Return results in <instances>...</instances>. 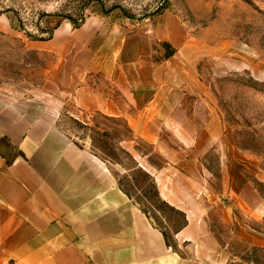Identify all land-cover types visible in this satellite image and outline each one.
I'll use <instances>...</instances> for the list:
<instances>
[{
    "label": "crops",
    "instance_id": "obj_1",
    "mask_svg": "<svg viewBox=\"0 0 264 264\" xmlns=\"http://www.w3.org/2000/svg\"><path fill=\"white\" fill-rule=\"evenodd\" d=\"M152 25L172 48L166 64L191 56L192 40L177 14L161 13ZM108 35L101 53L86 64L115 81L118 94L81 86L80 105L124 117L135 137L151 145L148 152L135 149V166L146 168L158 196L181 214L174 235L183 252L119 185L106 160L77 144L57 117L16 110L13 125L0 128V137L18 149L12 155L0 149V264H260L250 254L232 258L235 240L264 249V230L247 220L260 217L262 202L245 195L252 187L244 166H221L224 192H209L211 174L201 159L223 137L219 117L202 100L208 115L195 120L184 98L187 86L170 83V67L144 63L152 45L147 38L130 42L121 26ZM50 40L37 43L49 48ZM193 121L198 125L187 131ZM153 152L161 163L149 157ZM214 211L229 229L225 240L212 225Z\"/></svg>",
    "mask_w": 264,
    "mask_h": 264
},
{
    "label": "rangeland",
    "instance_id": "obj_2",
    "mask_svg": "<svg viewBox=\"0 0 264 264\" xmlns=\"http://www.w3.org/2000/svg\"><path fill=\"white\" fill-rule=\"evenodd\" d=\"M165 12L181 18L185 37L192 40L191 56L180 63H165L172 48L152 25ZM85 26L93 34L85 33ZM118 26L130 42L137 37L152 42L144 63L152 69L158 63L170 67V83L189 90L184 98L195 120L208 115L202 100L219 117L223 137L201 159L211 174L209 192H224L221 166H244L252 187L245 195L262 202L260 217L247 220L264 230V0H0V128L13 125L16 110L57 117L77 144L106 160L119 185L165 231L174 250L183 252L174 235L183 222L181 214L158 196L146 168L135 166V149L148 152L151 145L135 137L124 117L80 105L81 86L103 95L118 94L115 81L86 64L101 53L110 39L108 32ZM53 27L51 37H40ZM41 39H51V47L39 46ZM182 67L193 69L192 75L184 74ZM187 125L191 131L198 123ZM0 149L10 155L18 151L9 137H0ZM149 157L162 162L155 152ZM212 225L222 240L228 238L229 229L217 211ZM232 247L237 255L233 259L250 254L264 264V249L237 240Z\"/></svg>",
    "mask_w": 264,
    "mask_h": 264
},
{
    "label": "trees",
    "instance_id": "obj_3",
    "mask_svg": "<svg viewBox=\"0 0 264 264\" xmlns=\"http://www.w3.org/2000/svg\"><path fill=\"white\" fill-rule=\"evenodd\" d=\"M82 20V19H81ZM54 27L53 28H51V29H48L47 30V32H48V34L46 35V36H40V37H42V38H48V37H51L52 35H53V31H54Z\"/></svg>",
    "mask_w": 264,
    "mask_h": 264
}]
</instances>
